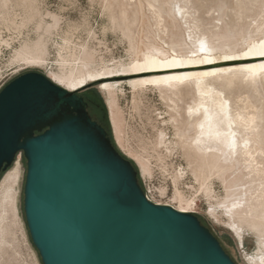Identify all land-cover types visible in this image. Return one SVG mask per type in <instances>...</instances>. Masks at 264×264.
Wrapping results in <instances>:
<instances>
[{
  "label": "bare ground",
  "instance_id": "obj_1",
  "mask_svg": "<svg viewBox=\"0 0 264 264\" xmlns=\"http://www.w3.org/2000/svg\"><path fill=\"white\" fill-rule=\"evenodd\" d=\"M102 1L113 23L129 42L130 61L107 64L102 57L98 58L95 49L86 44L77 47L65 36L60 43V49L68 56L64 61L82 64L76 74L61 72L55 73V78L47 77L69 91L79 92L95 84L105 98L116 147L125 149L144 173L151 172L150 157L129 147L124 137L125 119L119 103L123 84L136 94L148 88L157 89L177 110L182 94L186 90L193 92L195 97L187 110L194 118L195 133L186 147V156L200 189L210 200L207 214L216 222H223L232 232L248 264H264V178H261L264 173V115L257 117L259 105L251 97L246 96L239 105L224 87V84L231 86L240 82L257 94L264 90V55H261L264 52V22L259 21L243 34L218 24L215 31L209 33L200 29V18L189 0H145L152 21L165 32L161 39L168 47L153 45L152 49L138 50L128 24L130 16L140 17L143 2ZM51 17L53 22L45 27L47 34L56 30L60 23L57 15ZM174 34L181 35V44L169 39ZM46 52V43L41 37L34 43H25L20 57L41 63ZM177 136L182 140L185 134L178 131ZM169 145L167 135L161 130L152 148L156 152ZM158 155L163 161L162 155ZM23 172L25 168L17 161L0 179V253L4 251L13 225L22 224L19 184ZM183 174L182 171L176 173V186ZM215 179L223 185L222 197L215 194ZM174 199L179 205L165 204L187 212H193L197 205L195 199H187L178 188ZM246 231L255 236L256 254L250 255L244 250Z\"/></svg>",
  "mask_w": 264,
  "mask_h": 264
},
{
  "label": "water",
  "instance_id": "obj_2",
  "mask_svg": "<svg viewBox=\"0 0 264 264\" xmlns=\"http://www.w3.org/2000/svg\"><path fill=\"white\" fill-rule=\"evenodd\" d=\"M87 106L38 71L0 90V177L22 153L25 219L42 263L238 264L198 215L147 198Z\"/></svg>",
  "mask_w": 264,
  "mask_h": 264
},
{
  "label": "rangeland",
  "instance_id": "obj_3",
  "mask_svg": "<svg viewBox=\"0 0 264 264\" xmlns=\"http://www.w3.org/2000/svg\"><path fill=\"white\" fill-rule=\"evenodd\" d=\"M141 1L144 6L140 17L130 16L129 18L131 38L138 50L140 48L143 50L152 49L153 45H163L167 48L168 46L164 45L161 39L165 32L157 28L150 17L151 14L145 0ZM189 1L192 10L196 11V15L200 18V29L209 33L215 31V25L218 24L225 27L226 30L231 28L238 34H243L247 29L256 26L259 21L264 22V0ZM52 14L59 17L60 23L56 30L47 34L45 27L48 23L53 22ZM219 18L220 20H217ZM116 26L111 19L110 11L105 9L102 0H7L6 3L4 0H0V90L11 80L28 71H38L54 78L55 73L76 74L82 62L72 64V62L64 61V58H68V56L64 50L60 49V45L65 36H69L77 47L81 44L89 45L96 50L98 58L102 57L107 64L120 61L129 62L131 59L129 42ZM41 37L47 47L43 62L23 60L20 57L22 46L25 43H34ZM169 39L181 44L180 34H174ZM239 40L236 38V41ZM181 49L184 50L183 47ZM224 87L239 105L246 96L251 97L259 105L257 117L260 118L264 115L263 89H261V94H257L253 88L240 82L231 86L224 84ZM78 94L84 97L89 94L100 101L104 110L102 114L95 109H88V112L98 123L106 128L110 127L109 133L113 141L115 138L103 94L95 84L82 89ZM194 97L193 92L186 90L177 104L179 108L177 110L174 104L161 96L157 89L148 88L145 92L136 94L124 83L123 91L119 94V103L125 119L124 137L129 147L150 157L151 172L144 173L139 164L128 156L125 149L116 147V141L113 143L123 156L132 161L138 171L142 188L149 193L154 201L172 202L179 205V202L174 199L176 188L187 199H195L197 205L194 207L195 209L193 208V213L198 215L202 224L212 230L225 250L238 264H248L241 254L232 232L223 222L218 223L207 214L210 200L200 189L199 181L192 174L188 164L186 147H188L190 137L195 131L192 127L194 118L187 109ZM248 112V110L245 111L246 114ZM161 130L167 135L170 145L154 152L152 147ZM178 131L185 134L182 140L177 136ZM158 153L162 155L163 161L159 160ZM20 160L26 170L25 158H20ZM180 171L184 174L176 186V173ZM25 175L26 171L23 172L19 184L21 190L19 208L22 224L21 226L13 225L4 251L0 253V264H43L39 252L31 240L25 219L23 203ZM262 177L264 178V173L263 176L261 175ZM213 187L215 194L222 197L224 188L219 179L214 180ZM257 248L255 236L251 231H246L244 250L251 255L256 254Z\"/></svg>",
  "mask_w": 264,
  "mask_h": 264
},
{
  "label": "flooded vegetation",
  "instance_id": "obj_4",
  "mask_svg": "<svg viewBox=\"0 0 264 264\" xmlns=\"http://www.w3.org/2000/svg\"><path fill=\"white\" fill-rule=\"evenodd\" d=\"M85 96H86L85 99H86L87 102H88L87 109H90V110L95 109V110L101 112V114L104 112V110H103V106H101L102 104L100 103V101L96 100V97H93V96L91 97L89 94H86ZM103 115H104V114H103ZM5 172H6V171H5ZM5 172H3V173L1 174V177H2V175H3ZM1 177H0V179H1Z\"/></svg>",
  "mask_w": 264,
  "mask_h": 264
},
{
  "label": "built area",
  "instance_id": "obj_5",
  "mask_svg": "<svg viewBox=\"0 0 264 264\" xmlns=\"http://www.w3.org/2000/svg\"><path fill=\"white\" fill-rule=\"evenodd\" d=\"M20 158H23L22 153H18V154L16 155L15 160H14V164H15L17 161H20V162H21ZM145 194H146V196H147L148 199L154 201V200L150 197V195H149V193H148L147 191H145ZM154 202H157V201H154ZM158 203H159V202H158Z\"/></svg>",
  "mask_w": 264,
  "mask_h": 264
},
{
  "label": "snow or ice",
  "instance_id": "obj_6",
  "mask_svg": "<svg viewBox=\"0 0 264 264\" xmlns=\"http://www.w3.org/2000/svg\"><path fill=\"white\" fill-rule=\"evenodd\" d=\"M261 55H264V52H261ZM229 58H231V59H236L237 57H229ZM210 62V61H209ZM33 102H35V101H33V100H29V99H27V98H22V100H21V103L22 104H28V103H33Z\"/></svg>",
  "mask_w": 264,
  "mask_h": 264
}]
</instances>
